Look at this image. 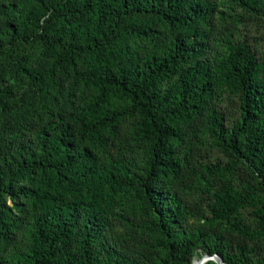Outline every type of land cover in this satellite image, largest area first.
<instances>
[{
    "label": "trees",
    "instance_id": "1",
    "mask_svg": "<svg viewBox=\"0 0 264 264\" xmlns=\"http://www.w3.org/2000/svg\"><path fill=\"white\" fill-rule=\"evenodd\" d=\"M231 1L264 15V0ZM3 9L13 18L0 32V51L37 43L45 62L41 72L31 54L16 56L20 77L43 89L45 76L70 75L73 92L89 98L78 115L82 141L69 125L43 128L34 140L8 132L0 119V264H194L204 254H219L224 264H264V62L247 39L230 35L222 58L205 56L213 0H23ZM159 26L175 31L171 45L144 50L138 42ZM0 82L2 100L14 89L5 75ZM219 92L238 95L232 127L213 106ZM128 116L144 146L140 170L103 160L84 143L110 148ZM200 132L227 160L204 166L208 225L189 226L188 199L174 183L187 167L179 146ZM241 161L257 187L237 191L230 179L213 187L212 177ZM120 194L146 217L142 231L157 252L154 262L127 254L144 235L116 231L118 217L130 220ZM19 200L30 217L14 211ZM244 209L253 224L240 219ZM24 227L25 247L4 252Z\"/></svg>",
    "mask_w": 264,
    "mask_h": 264
},
{
    "label": "rangeland",
    "instance_id": "2",
    "mask_svg": "<svg viewBox=\"0 0 264 264\" xmlns=\"http://www.w3.org/2000/svg\"><path fill=\"white\" fill-rule=\"evenodd\" d=\"M22 2L23 0H0V32L13 18L12 14L3 9V5H20ZM213 3L215 4V11L208 15L204 22L210 35L205 56L212 62L222 58L227 51L226 39L230 35L235 39H247L260 60L264 62V15L251 12L231 0H213ZM174 35V30L166 26H159L151 32L149 40H140L138 44L144 50H160L171 45ZM39 52L40 45L37 43L27 48L21 47L13 53L0 51V74L5 75L8 83H11L14 89L7 97L0 99L2 125L8 132L11 130L24 131L27 137L35 140L37 132L41 129L47 127L52 130L65 124L74 128L75 134L82 141L83 128L78 121V115L88 102L89 92L82 89H76L73 92L70 75L45 76L43 89H40L29 85L28 81H24L18 74L16 56H22L25 53L33 56L32 65L35 68L45 72V62L41 59ZM4 84L6 83L0 82V87H3ZM116 102L117 100L112 101L108 109L116 106ZM213 106L222 113L225 125L232 127L239 115L238 95L219 92L213 99ZM133 121V116H128L122 120L120 137L108 149L93 147L88 141L84 143L91 146L93 151L103 160L122 159L129 167L140 170L145 153L143 144L132 135ZM189 146H191L190 150L188 149ZM179 149L187 159V167L181 180L175 182L174 185L183 190L188 199L190 211L187 225H208L206 218L210 216L207 206L209 193L205 187V179L209 174L204 166L215 162L224 163L227 158L204 132L191 133L185 144L180 145ZM226 179L232 180L237 191L257 187L258 183V179L244 161H241L234 171L212 177L213 187H219ZM120 195L123 200L122 206L127 211L126 214L130 220L126 221L118 217L115 220L116 231L122 235H144V243L134 239L129 249L130 252L127 254L140 255L142 259L154 262L157 258V252L151 247L150 238L146 243L147 235L142 228L146 217L136 212L137 204L130 196ZM21 201L19 200L18 206H14V211L19 214L23 213L28 218L32 215V211L27 209L28 205H24ZM9 203L12 205L11 201ZM19 207L23 210H19ZM240 219L246 224L254 223L247 209L243 210ZM25 231V227L21 228L13 236V241L7 244L4 252L21 251L27 242ZM2 249L0 250L2 251Z\"/></svg>",
    "mask_w": 264,
    "mask_h": 264
},
{
    "label": "water",
    "instance_id": "3",
    "mask_svg": "<svg viewBox=\"0 0 264 264\" xmlns=\"http://www.w3.org/2000/svg\"><path fill=\"white\" fill-rule=\"evenodd\" d=\"M205 259H214L218 264H224V261L222 259V257L219 254H206L204 255V257L202 258V260Z\"/></svg>",
    "mask_w": 264,
    "mask_h": 264
},
{
    "label": "bare ground",
    "instance_id": "4",
    "mask_svg": "<svg viewBox=\"0 0 264 264\" xmlns=\"http://www.w3.org/2000/svg\"><path fill=\"white\" fill-rule=\"evenodd\" d=\"M204 255H206V254H204ZM204 255L201 256V257L195 258L194 259V264H206L209 260H214V259H205V260H202V258L204 257Z\"/></svg>",
    "mask_w": 264,
    "mask_h": 264
}]
</instances>
